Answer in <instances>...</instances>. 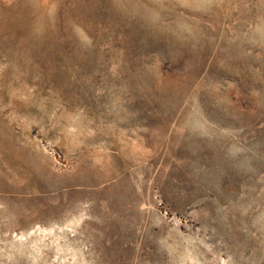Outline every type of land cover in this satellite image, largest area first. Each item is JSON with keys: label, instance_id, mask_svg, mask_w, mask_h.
Listing matches in <instances>:
<instances>
[{"label": "rangeland", "instance_id": "rangeland-1", "mask_svg": "<svg viewBox=\"0 0 264 264\" xmlns=\"http://www.w3.org/2000/svg\"><path fill=\"white\" fill-rule=\"evenodd\" d=\"M0 264H264V0H0Z\"/></svg>", "mask_w": 264, "mask_h": 264}]
</instances>
